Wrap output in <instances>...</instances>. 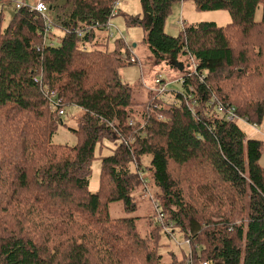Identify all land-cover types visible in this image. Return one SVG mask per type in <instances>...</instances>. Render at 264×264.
I'll return each instance as SVG.
<instances>
[{
	"label": "trees",
	"instance_id": "1",
	"mask_svg": "<svg viewBox=\"0 0 264 264\" xmlns=\"http://www.w3.org/2000/svg\"><path fill=\"white\" fill-rule=\"evenodd\" d=\"M40 1L44 16L17 4L6 27L0 12V264H264V140L237 125L264 122V0H138L126 26L142 31L157 64L181 73V91L149 88L140 103L119 77L139 63L121 39L108 46L120 0ZM188 1L225 10L231 22L166 34L173 6ZM67 107L80 111L76 143L56 145ZM104 140L115 148L99 155L91 194ZM149 183L162 222L148 215L141 228L132 195L145 196ZM112 203L125 217H111ZM175 230L188 253L166 262L161 238Z\"/></svg>",
	"mask_w": 264,
	"mask_h": 264
},
{
	"label": "rangeland",
	"instance_id": "2",
	"mask_svg": "<svg viewBox=\"0 0 264 264\" xmlns=\"http://www.w3.org/2000/svg\"><path fill=\"white\" fill-rule=\"evenodd\" d=\"M36 2L38 1L10 0L9 2H5V0H1L0 12L3 13V26H7L17 4L34 8L37 4ZM116 9L115 16L109 21L108 29L110 38L108 40V46L111 48L116 38L121 39L126 45V48L129 49L130 58L137 60V63H139L125 65L119 70L120 80L133 89V98L135 102H144L149 88H159V85L155 87V79L160 80L159 83L161 82V78L165 81L163 88L166 91H181L180 82L178 81V77L181 76V73L171 69L165 63L157 64L147 46L143 43L142 31L136 27L132 28L126 26L125 16H136L140 14L138 0H120L116 5ZM260 15L261 11L257 10L255 19L259 20ZM202 22H212L217 26H224L231 22V16L225 10L196 11L194 4L188 1L173 6V12H171L169 18L166 20L164 31L170 36H176L183 25L187 26L189 24ZM162 96H164V98L170 97L169 94H167V96L163 94ZM63 112L64 114L61 116L62 124L57 123L56 131L52 136V143L62 146H73L76 143V138L72 130L75 129L79 123L80 111L77 107H67ZM237 125L246 138L264 140V122L261 125H257V129H253L250 123L244 121H237ZM114 148L115 146L106 140L103 141V147H96L94 153L95 158L90 165L88 191L91 194H94L98 190L100 168L98 157L99 155L103 157L111 155ZM145 161L148 162L147 159ZM259 163L264 168V153ZM145 180H147V177ZM149 187L150 189L147 187L149 196H143L141 191L132 195L137 210L131 216L139 218L137 223L141 228L144 227L145 218L148 215L155 214V204L160 202L157 189L155 187L153 188L150 183ZM109 214L112 218L125 217L120 203L110 204ZM169 239L170 240H168L166 236L161 238V241L168 245L166 248L164 247L160 250V254L163 256L164 261L168 262L170 260L169 253L171 252L175 253L178 258H182V253H188L189 247L185 244L182 234L178 231H173L172 238Z\"/></svg>",
	"mask_w": 264,
	"mask_h": 264
},
{
	"label": "built area",
	"instance_id": "3",
	"mask_svg": "<svg viewBox=\"0 0 264 264\" xmlns=\"http://www.w3.org/2000/svg\"><path fill=\"white\" fill-rule=\"evenodd\" d=\"M116 5H117V3L114 5V9H113V12L111 13V15H110V17L111 18H113L114 16H115V13H116ZM19 7V6H18ZM34 10L35 11H37L39 14H41L42 16H44V14H46L47 13V10H48V7L44 4V3H42L40 0H38V2H37V4H36V6L34 7ZM49 21L46 23V24H48L49 25ZM109 21H108V23H107V30H109L108 29V27H109ZM130 61L131 62H135V61H137V60H135V59H130ZM157 82H159L158 80H156V83ZM161 90H163V87H159ZM161 90H160V92H161ZM57 92L55 91V90H46L45 91V96L46 97H48L49 98V102H51V101H55L56 100V102H57V104L59 105V103H60V101L57 99ZM63 115V110H60V111H58V116H62ZM227 121H234V119H235V116H234V114H233V109L231 108L230 109V111L228 112V114H227V116H226V118H225ZM241 121V120H240ZM244 122H246V120H243ZM252 126V128L253 129H257V126L256 125H251ZM144 192H145V195L147 196H149V193H148V190H147V187L144 185ZM155 216L157 217V219L159 220V222L161 223L162 221V213L160 212V210H158V208H157V204H155ZM186 243L188 244V241H186ZM188 264H190V263H188ZM201 264H207L206 262H203V263H201Z\"/></svg>",
	"mask_w": 264,
	"mask_h": 264
},
{
	"label": "water",
	"instance_id": "4",
	"mask_svg": "<svg viewBox=\"0 0 264 264\" xmlns=\"http://www.w3.org/2000/svg\"><path fill=\"white\" fill-rule=\"evenodd\" d=\"M169 64L172 65L175 69H177L179 72H182L184 67L182 63L176 61L175 59H170Z\"/></svg>",
	"mask_w": 264,
	"mask_h": 264
},
{
	"label": "bare ground",
	"instance_id": "5",
	"mask_svg": "<svg viewBox=\"0 0 264 264\" xmlns=\"http://www.w3.org/2000/svg\"><path fill=\"white\" fill-rule=\"evenodd\" d=\"M1 1V0H0ZM7 2V1H6ZM61 24V23H60ZM88 35V34H87ZM104 47V46H103ZM131 101V100H130ZM187 102V101H186ZM184 103V102H183ZM161 104H163V103H161ZM172 107V106H171ZM206 110V109H205ZM148 113V112H147ZM246 115V114H245ZM250 120V119H249ZM54 126H55V124H54ZM135 126V125H134ZM133 127V126H132ZM128 129V128H127ZM134 129V128H133ZM70 131V130H69ZM183 230V229H182ZM153 231V230H152ZM154 239V238H153ZM148 243V242H147ZM155 248V247H154ZM194 254V253H193Z\"/></svg>",
	"mask_w": 264,
	"mask_h": 264
},
{
	"label": "crops",
	"instance_id": "6",
	"mask_svg": "<svg viewBox=\"0 0 264 264\" xmlns=\"http://www.w3.org/2000/svg\"><path fill=\"white\" fill-rule=\"evenodd\" d=\"M37 1H38V0H37ZM36 3H37V2H36ZM36 3H35V4H36ZM26 4H27V3H26ZM133 47H134V45H133ZM64 112H65V111H64ZM64 112H63V114H64ZM62 116H63V115H62Z\"/></svg>",
	"mask_w": 264,
	"mask_h": 264
}]
</instances>
